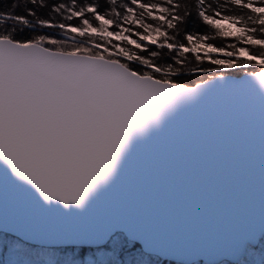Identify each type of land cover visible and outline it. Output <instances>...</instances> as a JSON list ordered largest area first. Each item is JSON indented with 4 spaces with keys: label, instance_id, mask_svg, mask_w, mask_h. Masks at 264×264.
<instances>
[{
    "label": "snow or ice",
    "instance_id": "snow-or-ice-1",
    "mask_svg": "<svg viewBox=\"0 0 264 264\" xmlns=\"http://www.w3.org/2000/svg\"><path fill=\"white\" fill-rule=\"evenodd\" d=\"M240 94L250 102L228 103ZM257 98L258 215L240 202L219 228L226 248L157 247L160 229L109 208L123 187L207 160L225 138L243 166ZM0 165V235L19 234L6 264H220L223 252L255 264L258 244L264 264V0H14L0 10ZM85 217L95 223L72 219ZM129 244L140 250L125 259Z\"/></svg>",
    "mask_w": 264,
    "mask_h": 264
},
{
    "label": "water",
    "instance_id": "water-1",
    "mask_svg": "<svg viewBox=\"0 0 264 264\" xmlns=\"http://www.w3.org/2000/svg\"><path fill=\"white\" fill-rule=\"evenodd\" d=\"M222 75L238 79L243 74ZM254 83L257 88H261L259 81ZM195 84L188 86L194 87ZM250 99L246 94H240L228 103L243 107ZM252 102L255 105L252 116V143L243 166L225 138L221 147L207 160L162 169L154 175H146L133 185L123 187L114 196L109 208L116 211L132 209L146 226L160 229L150 234L152 243L157 247L186 250L196 245L211 244L214 247L226 248L229 242L219 228L225 219L232 216L240 202L250 200L258 215L260 116L258 98ZM2 169L3 166L0 165V170ZM51 218L57 221L65 219L55 213L51 214ZM72 219L77 222H93L90 217ZM138 227L140 225L135 221L128 222V228L133 231ZM21 240L25 241L23 238ZM25 242L35 245L42 243L39 239ZM136 243L144 246L143 240H137ZM160 258L176 263L181 259L179 254L162 255ZM216 258L219 261L236 262V258L227 252Z\"/></svg>",
    "mask_w": 264,
    "mask_h": 264
},
{
    "label": "trees",
    "instance_id": "trees-1",
    "mask_svg": "<svg viewBox=\"0 0 264 264\" xmlns=\"http://www.w3.org/2000/svg\"><path fill=\"white\" fill-rule=\"evenodd\" d=\"M15 2L19 3L20 0H15ZM61 2H63V0H61ZM119 3H123V2H127V0H118ZM14 3V0H0V10H4V11H8L11 8V5ZM17 12H19V9L16 10ZM195 27V22L190 20L188 23V28L189 29H193ZM57 38H63L62 36H58ZM227 42V41H225ZM48 46V45H46ZM207 63V62H205ZM253 68L249 67L247 69L244 70H227L224 73H229L232 75H241L243 74L244 71H252ZM224 73H218V74H224ZM201 77L198 74H189L186 76L181 77V81L185 82L187 85H194L197 82H200ZM16 236L13 235H9V236H2L0 235V256L1 258H6L8 255L6 254L8 252V247L6 245H8V243H11L12 240L16 239ZM22 242H25L22 240ZM28 245H35L32 243H28L26 242ZM262 243H264V241H262ZM138 244V243H137ZM39 246V245H36ZM128 249H132V245L129 244L127 245ZM139 248L137 249H132L131 252H124V258L127 259L130 255H136L139 252ZM256 255H255V264H260V245L258 244L256 247ZM154 264H177L176 262L173 261H169V260H164V259H159L158 261H154ZM220 264H236V262H231V261H227V260H223L220 261Z\"/></svg>",
    "mask_w": 264,
    "mask_h": 264
},
{
    "label": "rangeland",
    "instance_id": "rangeland-1",
    "mask_svg": "<svg viewBox=\"0 0 264 264\" xmlns=\"http://www.w3.org/2000/svg\"><path fill=\"white\" fill-rule=\"evenodd\" d=\"M8 244H10V243H8ZM6 254L8 255L6 258H1V256H0V264H6V261H7L8 257H9V255H10L9 250H8V252Z\"/></svg>",
    "mask_w": 264,
    "mask_h": 264
}]
</instances>
